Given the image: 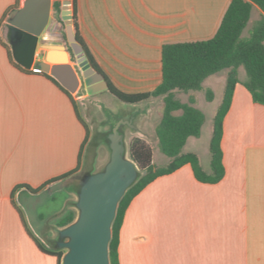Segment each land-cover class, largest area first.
<instances>
[{"label": "crops", "instance_id": "obj_1", "mask_svg": "<svg viewBox=\"0 0 264 264\" xmlns=\"http://www.w3.org/2000/svg\"><path fill=\"white\" fill-rule=\"evenodd\" d=\"M25 1L0 0V264H57L30 235L49 251L61 250L47 247L41 236L63 230L66 227H58V222L75 215L73 182L85 165L93 164L95 145L79 108L81 121L55 84L43 73H32L34 63L43 61L41 48L37 46L28 70L13 58L7 21L16 13L11 10H19ZM55 1L61 0H51L54 19ZM70 1L73 32L75 23L99 74L127 94L153 91L161 81L162 45L211 38L230 2ZM241 68L223 121L222 180L198 182L190 166L184 165L149 183L124 214L119 264H264V106L254 103L243 86L246 75L238 78ZM226 75L227 70L221 71L203 81L201 90L212 91V101L219 88L221 102ZM191 93L184 94L181 102L192 98L198 109ZM158 98L148 100L150 113ZM121 120L138 131L132 118ZM192 139L182 153L196 154L201 165L197 146L186 151ZM50 181L38 192L25 188L37 189ZM17 186L22 187L15 190ZM59 192L63 196L57 197Z\"/></svg>", "mask_w": 264, "mask_h": 264}, {"label": "trees", "instance_id": "obj_2", "mask_svg": "<svg viewBox=\"0 0 264 264\" xmlns=\"http://www.w3.org/2000/svg\"><path fill=\"white\" fill-rule=\"evenodd\" d=\"M254 6L260 10L261 18L254 24L249 36L243 38L242 33L247 26ZM53 10L59 19L60 1L53 3ZM15 11H17L16 8L11 10V13ZM73 20L75 21V16H73ZM74 31L87 62L95 72L100 73L99 67L76 32L75 23ZM239 67L245 71L246 80L243 86L251 95L252 101L264 106V0H230L214 35L209 39L163 44L161 47V81L151 92L126 94L116 89L108 78L103 76L109 87L108 92L123 103L139 104L152 98H162V114L155 128V135L161 154L169 159L165 167H156L153 164L152 148L139 137H134L130 141L128 146L129 160L134 163L139 172L135 182L126 190L117 206L111 226V239L108 244L109 264H119L117 249L119 230L124 214L131 201L149 183L158 177L175 172L184 165L190 166L193 176L198 182L216 184L222 180L224 176L221 152L223 121L231 105L233 92L238 81L237 70ZM225 70H227V75L223 94L213 117L208 143L210 173L206 174L196 154L182 153V149L190 137L198 138L200 136L205 116L201 110L193 106L192 98H189L186 103H182L177 99L176 94L200 91L202 83L207 77ZM42 75L69 98L77 118L80 120L72 95L62 88L53 77L44 73ZM205 99L207 102L212 101V91L207 90L205 92ZM175 112H180V114L174 115ZM84 127L87 129L86 126ZM52 181L37 189L25 188L31 192H38ZM21 187L17 186L15 190ZM74 220L75 215L70 213L58 222V227H67ZM30 237L41 252L55 257L57 264H61L64 256L61 250L49 251L31 235Z\"/></svg>", "mask_w": 264, "mask_h": 264}, {"label": "water", "instance_id": "obj_3", "mask_svg": "<svg viewBox=\"0 0 264 264\" xmlns=\"http://www.w3.org/2000/svg\"><path fill=\"white\" fill-rule=\"evenodd\" d=\"M71 5L70 0H61L59 20L65 25L63 35L61 24L55 20L57 18H50L51 0H26L7 21L13 58L28 70L39 46L43 51V61L34 63V68L49 74L70 94L79 91L81 78L89 95L108 91L105 78L91 68L76 40ZM67 47L74 66L69 64ZM78 71H81V76ZM123 124L131 126L129 122L119 120L107 136L110 158L104 169L88 176L80 185L77 220L59 232L60 239H67L58 242V248L67 249L61 264H109L108 244L117 206L138 173L134 163L125 157L123 135L119 131Z\"/></svg>", "mask_w": 264, "mask_h": 264}, {"label": "rangeland", "instance_id": "obj_4", "mask_svg": "<svg viewBox=\"0 0 264 264\" xmlns=\"http://www.w3.org/2000/svg\"><path fill=\"white\" fill-rule=\"evenodd\" d=\"M55 14V13H54ZM261 18V12L255 6L251 10L250 19L247 23L246 28L242 33L243 38H247L249 33L254 26V24ZM61 24L60 31L62 34H65V25L62 21L59 20ZM74 66V61L71 60V64ZM220 73L219 75H221ZM245 76V71L241 68L239 79ZM120 91V90H119ZM221 89H215V99L212 102H207L205 100V88L201 91L192 92L196 98V103L198 109H200L205 116L204 124L201 128V133L198 138L192 139L189 145L186 148V151L191 149V146H197L199 148V153H201V167L207 173L210 172V157L208 153V143L211 135L212 122H213V114L220 102V93ZM123 93H130L124 92ZM151 92V91H144ZM72 95L76 96L77 101L76 107L79 108V111L84 119V121L89 125L91 133L93 134V152L91 154L92 165H85V170L80 172V174L74 179V210H75V220H77L79 211L76 207V203L78 201V189L79 186L87 179L88 176L98 173L99 169L102 171L104 169V165L109 161L110 158V149L109 142L104 138L105 134L110 133L114 124L121 120V118L130 117L132 118V124L138 128L136 130L130 128L129 125H121L119 131L123 135V143L125 147V157L129 159L128 156V146L130 141L135 137L139 136L143 141H145L153 151V164L156 167H165L169 159L161 154L157 138L155 135V126L157 125L160 115L162 114L163 102L162 98L159 97L152 104V113H150L151 101L142 102L139 104H126L115 97H113L108 91H102L95 94H87L85 89L82 88V85H79V91L73 93ZM177 99L180 101H184L186 99L184 93L176 94ZM177 114L179 112H176ZM132 125V126H133ZM134 127V126H133ZM108 136V135H107ZM102 138V139H101ZM195 142V143H194ZM204 153V154H202ZM100 164L98 165V163ZM139 172V170H138ZM66 192V191H64ZM63 192H59L56 196L62 195ZM63 196V195H62ZM60 201V199H59ZM57 201V202H59ZM45 206L43 205L42 208ZM62 230V229H61ZM61 230L54 229L50 234L41 236V239L44 241V244L51 248L56 249L58 247V242L67 241V239H60L59 232ZM65 254L67 249H61Z\"/></svg>", "mask_w": 264, "mask_h": 264}, {"label": "flooded vegetation", "instance_id": "obj_5", "mask_svg": "<svg viewBox=\"0 0 264 264\" xmlns=\"http://www.w3.org/2000/svg\"><path fill=\"white\" fill-rule=\"evenodd\" d=\"M66 49H67V51H68V53H69V55H70V59H71L72 61H74V59H73V57H72V54H71V51H70L69 47H67ZM78 74H79V76H81V71H78ZM80 82H81L82 88L85 89V91H86L87 86L85 85L84 79L81 78Z\"/></svg>", "mask_w": 264, "mask_h": 264}, {"label": "built area", "instance_id": "obj_6", "mask_svg": "<svg viewBox=\"0 0 264 264\" xmlns=\"http://www.w3.org/2000/svg\"><path fill=\"white\" fill-rule=\"evenodd\" d=\"M31 71L34 74H41L42 73L39 69H36V68H32Z\"/></svg>", "mask_w": 264, "mask_h": 264}]
</instances>
